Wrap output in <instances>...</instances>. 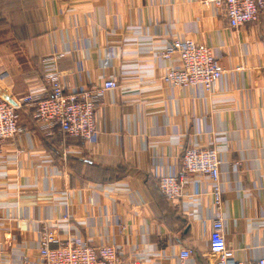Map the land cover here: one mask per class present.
I'll list each match as a JSON object with an SVG mask.
<instances>
[{"label": "crops", "instance_id": "1", "mask_svg": "<svg viewBox=\"0 0 264 264\" xmlns=\"http://www.w3.org/2000/svg\"><path fill=\"white\" fill-rule=\"evenodd\" d=\"M205 1L0 0V99L44 94L53 55L67 91L119 85L100 99V130L84 149L56 146L32 107L19 110L21 131L0 144V264H43L44 226L61 239L114 244L125 261L181 264L190 248L191 262L210 264L211 182L187 175L179 203L158 187V173H184L192 146L219 151L228 246L239 260L264 257V15L234 29ZM186 38L212 47L225 69L212 93L162 78L179 63L166 47ZM86 163L100 167L93 180ZM121 167L124 177L101 181Z\"/></svg>", "mask_w": 264, "mask_h": 264}, {"label": "built area", "instance_id": "2", "mask_svg": "<svg viewBox=\"0 0 264 264\" xmlns=\"http://www.w3.org/2000/svg\"><path fill=\"white\" fill-rule=\"evenodd\" d=\"M205 3L222 8L234 29L257 22L264 15V0H206ZM173 54L178 55L179 63L167 70L162 78L176 87L201 86L209 94L215 90L225 73L214 49L204 43L189 38L174 40L166 47L165 57L170 58ZM58 57L53 55L44 59L49 65L43 75L47 90L40 97L29 94L14 99H0V144L21 131L18 112L24 105L33 108V117L46 136L66 132L83 138L88 146L96 140L100 130L97 106L106 91L119 85L116 80L107 79L101 84L67 91L62 72L50 64ZM221 163L215 146L187 147L182 154L184 173H158L159 189L170 203H179L186 194L184 181L187 175L206 177L212 184L211 193L216 210L209 237L210 264H264V257L254 261L237 259L227 244L221 214ZM38 254L43 264H142L139 259L125 261L114 244L95 246L85 241L61 239L46 226L41 229ZM179 257L181 264H196L191 262L194 251L190 248H182ZM26 260L25 257V263Z\"/></svg>", "mask_w": 264, "mask_h": 264}, {"label": "trees", "instance_id": "3", "mask_svg": "<svg viewBox=\"0 0 264 264\" xmlns=\"http://www.w3.org/2000/svg\"><path fill=\"white\" fill-rule=\"evenodd\" d=\"M52 139L54 140L56 146H61V143H62L60 141L61 139H63V142L65 140V142H64L65 144L67 143L68 145H70V147H73L75 149H78V148L84 149L86 146V142L83 138L71 136L66 132H62L61 134H56V135L54 134V136H52ZM59 141L61 142L60 145H59ZM68 158L70 160H76V161H81V159L83 160L82 156L78 157V156H73L72 154H69ZM127 169H128L127 167H121V168L117 169L119 171V174L111 173L110 171L103 172L102 179H104V180H101V181L119 180L126 175ZM85 170H86L85 171V178L86 179H92V178L97 177L95 174L98 173V171L100 170V167L86 163V169ZM91 171H93V173ZM158 187H159V183H158ZM159 191H160V189H159ZM160 194L165 199L166 202H169L168 199L161 193V191H160Z\"/></svg>", "mask_w": 264, "mask_h": 264}]
</instances>
